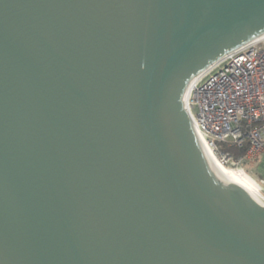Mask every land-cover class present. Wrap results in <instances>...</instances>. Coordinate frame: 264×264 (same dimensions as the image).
I'll return each instance as SVG.
<instances>
[{"label": "water", "instance_id": "water-1", "mask_svg": "<svg viewBox=\"0 0 264 264\" xmlns=\"http://www.w3.org/2000/svg\"><path fill=\"white\" fill-rule=\"evenodd\" d=\"M264 0H0V264H264L183 94Z\"/></svg>", "mask_w": 264, "mask_h": 264}, {"label": "built area", "instance_id": "built-area-1", "mask_svg": "<svg viewBox=\"0 0 264 264\" xmlns=\"http://www.w3.org/2000/svg\"><path fill=\"white\" fill-rule=\"evenodd\" d=\"M187 111L223 164H241L263 152L264 39L240 45L205 70L190 87ZM231 146L244 151L234 158L226 150Z\"/></svg>", "mask_w": 264, "mask_h": 264}, {"label": "bare ground", "instance_id": "bare-ground-1", "mask_svg": "<svg viewBox=\"0 0 264 264\" xmlns=\"http://www.w3.org/2000/svg\"><path fill=\"white\" fill-rule=\"evenodd\" d=\"M260 39H264V34L259 36L258 38H256V40H260ZM253 40H250V42ZM249 42V41H248ZM246 42V43H248ZM245 43V44H246ZM222 58V57H221ZM220 58V59H221ZM219 58L214 61L211 65H213L214 63L218 62L220 60ZM210 65V66H211ZM208 66V67H210ZM208 68H206L207 70ZM205 71L202 70L201 72H199L198 74H196L195 76L192 77V79H190L187 82V86L184 89V94H183V107L185 110H187V99H188V94H189V90L191 85L196 81V79L203 74ZM195 129V126H194ZM196 130V129H195ZM200 144L203 147V149L206 151L209 160L214 168V170L216 171V173L219 175V177L222 180H225L227 182H235L237 184H239L247 193H249L255 200H257L259 203H261L262 205H264V195L258 191L249 181L248 179L238 170L235 169H231L229 168V166L227 167V165L223 164L219 158V156L215 153V151L209 146V144L207 143V141L198 134V132L196 131Z\"/></svg>", "mask_w": 264, "mask_h": 264}, {"label": "rangeland", "instance_id": "rangeland-1", "mask_svg": "<svg viewBox=\"0 0 264 264\" xmlns=\"http://www.w3.org/2000/svg\"><path fill=\"white\" fill-rule=\"evenodd\" d=\"M191 111L196 115L198 109L196 106H193ZM226 165L231 169L240 171L264 195V151L253 159L243 160L241 164H232L229 162Z\"/></svg>", "mask_w": 264, "mask_h": 264}, {"label": "trees", "instance_id": "trees-1", "mask_svg": "<svg viewBox=\"0 0 264 264\" xmlns=\"http://www.w3.org/2000/svg\"><path fill=\"white\" fill-rule=\"evenodd\" d=\"M226 150L234 157L237 158L239 157L243 151H244V147L243 148H236L234 146L228 147L226 148Z\"/></svg>", "mask_w": 264, "mask_h": 264}]
</instances>
